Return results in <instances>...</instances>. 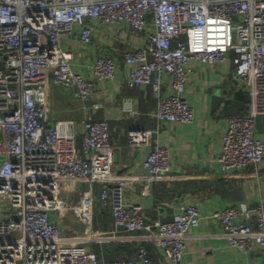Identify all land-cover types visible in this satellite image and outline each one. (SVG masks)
<instances>
[{"label": "built area", "instance_id": "obj_1", "mask_svg": "<svg viewBox=\"0 0 264 264\" xmlns=\"http://www.w3.org/2000/svg\"><path fill=\"white\" fill-rule=\"evenodd\" d=\"M90 19L125 22L143 46L124 53L131 65L129 86L150 85L157 103L155 127L132 129L128 143L148 147L142 165L148 179L168 174L170 150L159 139L164 121L192 122L195 110L183 96L194 68L191 60L221 62L235 51V73L250 96L246 114L228 117L218 163L222 171L257 165L264 159V140L256 123L264 113V0H0V264H156L145 245L132 257L102 261L95 250L69 247L53 215L61 216L65 184L85 182L74 210L93 228V188L101 183L100 201L109 207L114 229L155 231L163 250L161 264H181L185 239L201 214L194 204H180L169 220L148 221L143 207L125 199L133 176L115 174L110 125L91 113L83 120L82 149L73 118L50 122V85L73 87L82 102L96 83L72 68L73 53L63 46L77 29L92 40ZM109 53L99 55L93 72L116 76ZM171 76V91L163 92V76ZM102 103L93 102L99 109ZM122 113L134 112V101L123 98ZM232 245L247 251L254 243L263 252L264 199L256 205L240 202L214 213Z\"/></svg>", "mask_w": 264, "mask_h": 264}, {"label": "crops", "instance_id": "obj_2", "mask_svg": "<svg viewBox=\"0 0 264 264\" xmlns=\"http://www.w3.org/2000/svg\"><path fill=\"white\" fill-rule=\"evenodd\" d=\"M89 23L92 25L91 42H84L77 29L63 41V46L73 53L72 68L95 81L94 92L82 102L74 96L73 87L50 85L47 96L50 122L75 119L77 145L82 149L85 116L91 113L95 119L108 120L110 143L114 149V173L133 176V185L126 188L125 199L141 204L146 220H169L180 204H194L198 208L202 218L199 225L188 230L181 264L260 263L263 260L261 247L254 243L244 251L232 245L214 216L216 211L229 205L246 202L253 206L264 199V159L257 165L228 171H222L217 160L228 117L246 114L250 105L245 82L235 73V51H229L221 62L191 60L194 72L183 96L194 107L195 119L186 123L164 121L160 124L159 139L170 150L171 169L168 174L148 179L142 162L149 148L129 145L127 134L132 129L158 125L154 116L157 100L150 85H127L125 79L131 65L124 58L127 50L145 45L146 35L134 33L125 22L105 24L90 19ZM104 53L112 55L117 63L116 76L112 79H104L92 70L95 59ZM170 91L171 76L165 74L163 92ZM125 97L133 99V113H122ZM93 102L102 103V107L92 108ZM256 135L264 140V113L257 118ZM85 188V182H74L65 184L61 191V200L66 204L61 216L53 215V218L62 229L66 245L80 248L83 243H88L85 248L99 249L102 261L135 255L139 246L145 245L156 264H161L164 255L157 232L114 229L111 211L99 199L101 183L98 181L93 188L96 237L92 239L94 236L85 231L84 236L80 234L84 222L73 203L80 199ZM63 215H68L70 226L61 221Z\"/></svg>", "mask_w": 264, "mask_h": 264}, {"label": "rangeland", "instance_id": "obj_3", "mask_svg": "<svg viewBox=\"0 0 264 264\" xmlns=\"http://www.w3.org/2000/svg\"><path fill=\"white\" fill-rule=\"evenodd\" d=\"M76 203L77 202H75V203H73V207H74V205H76ZM64 204H66V202H64ZM64 221L65 223H63V224H66L67 226H70V222H71V220L69 221L68 220V215H63L62 216V218H61V221ZM85 228H86V225L83 223L82 224V227L80 228V234H82L83 236H84V231H85ZM92 236H94V237H92V239H94L96 236L95 235H92ZM86 238V237H85ZM86 239H89V238H86ZM89 242V241H88ZM86 244H88V243H86ZM86 244H82V245H80V247H82V248H85V246H87V248H88V245H86ZM84 246V247H83ZM79 248V247H78ZM87 248H85V249H87ZM90 248V247H89ZM92 250V249H91Z\"/></svg>", "mask_w": 264, "mask_h": 264}, {"label": "trees", "instance_id": "obj_4", "mask_svg": "<svg viewBox=\"0 0 264 264\" xmlns=\"http://www.w3.org/2000/svg\"><path fill=\"white\" fill-rule=\"evenodd\" d=\"M96 250L98 251V252H97V251H96V252H97V253H99V249H96ZM132 256H134V255H131V256H127V257H132Z\"/></svg>", "mask_w": 264, "mask_h": 264}]
</instances>
